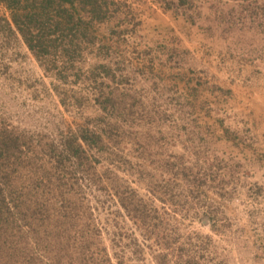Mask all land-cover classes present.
<instances>
[{
	"label": "rangeland",
	"instance_id": "1",
	"mask_svg": "<svg viewBox=\"0 0 264 264\" xmlns=\"http://www.w3.org/2000/svg\"><path fill=\"white\" fill-rule=\"evenodd\" d=\"M183 2L112 0L60 75L0 3L1 167L34 186L0 264H264V0Z\"/></svg>",
	"mask_w": 264,
	"mask_h": 264
},
{
	"label": "trees",
	"instance_id": "2",
	"mask_svg": "<svg viewBox=\"0 0 264 264\" xmlns=\"http://www.w3.org/2000/svg\"><path fill=\"white\" fill-rule=\"evenodd\" d=\"M159 1L168 6L174 0ZM175 1L177 4L184 3V0ZM110 2L112 0H0L8 11V18L4 19L7 30L16 31L21 36L27 48L46 70L59 68V75L62 73L60 68L65 70L67 64L80 54L82 39L92 42L93 39L87 36L96 32L94 28L97 22L104 21ZM60 60L61 66L57 64ZM81 139L88 145L96 143L84 135ZM70 143L66 144L69 153L81 159L84 156L82 144ZM20 149L18 136L6 128H0V228L9 226L7 219L11 213L9 207L5 208L6 199L19 210L21 205L26 206L23 197H27V193L34 187L33 182L22 186L20 191H23V195L20 196V192H15V185L7 183L4 178L5 170H2L1 163L5 164L11 157L18 160L20 154L17 151ZM26 208L31 207L27 205ZM30 211L31 214L35 213L36 208Z\"/></svg>",
	"mask_w": 264,
	"mask_h": 264
}]
</instances>
